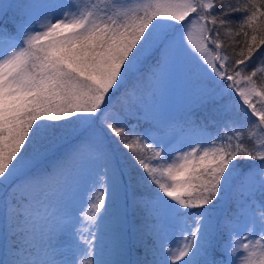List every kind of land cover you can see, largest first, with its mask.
Instances as JSON below:
<instances>
[{"label": "snow or ice", "instance_id": "6c2138e0", "mask_svg": "<svg viewBox=\"0 0 264 264\" xmlns=\"http://www.w3.org/2000/svg\"><path fill=\"white\" fill-rule=\"evenodd\" d=\"M182 50L203 123L160 110ZM259 74L264 0H0V264H264Z\"/></svg>", "mask_w": 264, "mask_h": 264}, {"label": "rangeland", "instance_id": "374dc122", "mask_svg": "<svg viewBox=\"0 0 264 264\" xmlns=\"http://www.w3.org/2000/svg\"><path fill=\"white\" fill-rule=\"evenodd\" d=\"M177 37L179 40V29H177ZM142 71L147 72V66ZM200 76H202V72L196 55L182 50L178 70L169 77L159 96L160 110L169 120L181 121L189 113L193 114L204 110L197 103L196 90L193 87L196 79ZM173 147L180 148V144L174 143ZM148 154V158L152 156L151 152ZM146 162L150 161L146 159ZM87 189L88 185L82 184L76 194L74 208L77 215L82 207L87 208L86 200L89 196ZM174 231L175 227L169 230L170 236ZM136 255L137 253L132 255L133 260ZM0 258H2L1 253Z\"/></svg>", "mask_w": 264, "mask_h": 264}, {"label": "trees", "instance_id": "16d2710c", "mask_svg": "<svg viewBox=\"0 0 264 264\" xmlns=\"http://www.w3.org/2000/svg\"><path fill=\"white\" fill-rule=\"evenodd\" d=\"M222 39H223V38H222ZM259 75H264V74H259ZM196 109H197V108H196ZM203 115H204V110H203V111L201 110V112H196V113H193V114H192L193 118L196 119L198 122H201V123L204 122V121L202 120ZM141 126H142V127H143V126H146V125H144L143 121H141ZM148 156H149L148 152H145V153H144V158H145V159H148ZM134 187H135V186H134ZM153 187H155V186L153 185ZM140 190H141V191H144V189H142V188H141ZM130 192H131V190H130ZM231 207H232V205L229 204V205H228V208L230 209ZM142 219H143V216H142V214H141L139 211H136V210L133 209V208H130V209H129V211H128V220H129V224H130V225H135L136 223L141 222ZM4 235H5V234H4V224H3V219H2V217H0V253L2 254V256H3ZM133 255H135V252L133 253ZM132 257H133V256H131L130 259L133 260Z\"/></svg>", "mask_w": 264, "mask_h": 264}]
</instances>
